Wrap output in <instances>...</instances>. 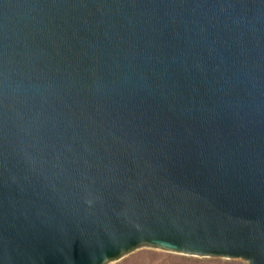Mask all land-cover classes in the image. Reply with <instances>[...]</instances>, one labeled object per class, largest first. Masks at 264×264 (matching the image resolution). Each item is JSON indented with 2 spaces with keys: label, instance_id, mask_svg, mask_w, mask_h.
I'll list each match as a JSON object with an SVG mask.
<instances>
[{
  "label": "water",
  "instance_id": "obj_1",
  "mask_svg": "<svg viewBox=\"0 0 264 264\" xmlns=\"http://www.w3.org/2000/svg\"><path fill=\"white\" fill-rule=\"evenodd\" d=\"M143 246L264 264V0H0V264Z\"/></svg>",
  "mask_w": 264,
  "mask_h": 264
},
{
  "label": "rangeland",
  "instance_id": "obj_2",
  "mask_svg": "<svg viewBox=\"0 0 264 264\" xmlns=\"http://www.w3.org/2000/svg\"><path fill=\"white\" fill-rule=\"evenodd\" d=\"M186 260V261H185ZM200 261H206L203 263ZM106 264H246L243 259L224 258L218 256L187 255L149 246L136 248L122 257Z\"/></svg>",
  "mask_w": 264,
  "mask_h": 264
},
{
  "label": "crops",
  "instance_id": "obj_3",
  "mask_svg": "<svg viewBox=\"0 0 264 264\" xmlns=\"http://www.w3.org/2000/svg\"><path fill=\"white\" fill-rule=\"evenodd\" d=\"M186 261V260H185ZM200 262H203V263H205L206 261H200ZM206 263H208V262H206Z\"/></svg>",
  "mask_w": 264,
  "mask_h": 264
}]
</instances>
